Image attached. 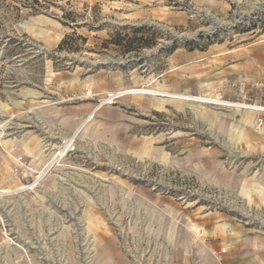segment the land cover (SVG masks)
<instances>
[{
    "label": "rangeland",
    "instance_id": "rangeland-1",
    "mask_svg": "<svg viewBox=\"0 0 264 264\" xmlns=\"http://www.w3.org/2000/svg\"><path fill=\"white\" fill-rule=\"evenodd\" d=\"M208 40L264 42V0H0V264H239L225 239L264 236V112L166 95L264 106L179 55Z\"/></svg>",
    "mask_w": 264,
    "mask_h": 264
},
{
    "label": "crops",
    "instance_id": "crops-1",
    "mask_svg": "<svg viewBox=\"0 0 264 264\" xmlns=\"http://www.w3.org/2000/svg\"><path fill=\"white\" fill-rule=\"evenodd\" d=\"M178 50L181 49L177 48L174 50V52L177 53L176 51ZM206 52H209L210 56H214L213 60L216 63H224L221 68L223 72L228 74V77L231 79H241L244 77L249 80H264L263 41L253 42L244 48H231L227 47L224 43H212L207 45L204 49H187V54L185 53L179 55H193V57H195V53L200 54L196 56V59L198 60V65H201L200 61L202 60V57H205L203 54ZM187 62L196 63L195 61L193 62L187 60L185 62L182 61L178 65L174 66L173 69L171 68V72H173L174 75L172 76V80L176 81L177 83L181 82L182 84L185 82L183 77H181L178 73L184 70L187 71L188 68L193 67H188L186 64L189 63ZM167 74L169 73L167 72ZM162 77L163 76H161V78ZM225 242L228 245L227 255L229 257L239 255V264H264V236L257 235L253 232H250L249 230L238 229L237 232L230 235L229 238H226Z\"/></svg>",
    "mask_w": 264,
    "mask_h": 264
},
{
    "label": "built area",
    "instance_id": "built-area-1",
    "mask_svg": "<svg viewBox=\"0 0 264 264\" xmlns=\"http://www.w3.org/2000/svg\"><path fill=\"white\" fill-rule=\"evenodd\" d=\"M254 89L257 92H264V80H249L247 78L242 77L241 79H239L238 81L235 82H231L230 85L228 86L229 90L233 89V93L234 95H237L240 98H246L247 95V90L248 89ZM209 103H216V104H222V105H228V106H242V107H246V108H252L255 109L256 111H262L264 112V106H258V107H254L251 105H242V104H238L237 102L234 101H230L227 99H224L222 95H217L215 96L214 99H208ZM260 121V119H258ZM18 161L20 164H22L24 166V168L26 170L29 171H33V164L32 162H26L25 160H23L22 157H18ZM221 253H224L226 251V248L223 247L220 249Z\"/></svg>",
    "mask_w": 264,
    "mask_h": 264
},
{
    "label": "bare ground",
    "instance_id": "bare-ground-1",
    "mask_svg": "<svg viewBox=\"0 0 264 264\" xmlns=\"http://www.w3.org/2000/svg\"><path fill=\"white\" fill-rule=\"evenodd\" d=\"M125 92H133V93H146V94H158L159 92L155 91V90H152V89H131V90H125ZM123 92V93H125ZM122 93V92H121ZM160 94H163L160 92ZM167 96H172V97H181L183 99H189V100H193V101H203V102H209L208 98H199V97H196V98H193L191 96H178V95H175V94H166ZM23 188V187H22ZM4 192H8V190L6 189H2L0 190V193H4ZM192 227V226H191ZM195 227V226H193ZM196 230V228H195Z\"/></svg>",
    "mask_w": 264,
    "mask_h": 264
},
{
    "label": "trees",
    "instance_id": "trees-1",
    "mask_svg": "<svg viewBox=\"0 0 264 264\" xmlns=\"http://www.w3.org/2000/svg\"><path fill=\"white\" fill-rule=\"evenodd\" d=\"M213 42L208 40L206 44H203V45H200L198 43H195V42H187V43H184L183 44V47L184 48H187L188 50H193V49H196V48H199V49H204L207 45H210L212 44ZM179 46L178 45H173L171 48L168 49V52L169 53H172L175 49H177Z\"/></svg>",
    "mask_w": 264,
    "mask_h": 264
}]
</instances>
